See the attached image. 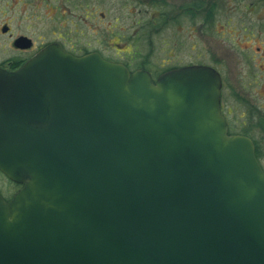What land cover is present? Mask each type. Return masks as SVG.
<instances>
[{
  "label": "water",
  "instance_id": "1",
  "mask_svg": "<svg viewBox=\"0 0 264 264\" xmlns=\"http://www.w3.org/2000/svg\"><path fill=\"white\" fill-rule=\"evenodd\" d=\"M220 87L58 42L0 69V264H264V171Z\"/></svg>",
  "mask_w": 264,
  "mask_h": 264
},
{
  "label": "rangeland",
  "instance_id": "2",
  "mask_svg": "<svg viewBox=\"0 0 264 264\" xmlns=\"http://www.w3.org/2000/svg\"><path fill=\"white\" fill-rule=\"evenodd\" d=\"M182 1L174 0V4ZM204 1L205 7L216 4L212 20L179 17L151 34V45L127 39L142 22L163 11L158 2L149 0H0V8L9 7V13L0 14V22L9 18L15 32L32 39L40 34L36 43L67 34L79 46L121 63L149 50L147 60L153 71L175 65H217L223 80V105L230 109L228 118L238 113L229 97L231 89L245 87L246 128L248 115L264 114V0ZM218 59L223 63L218 64ZM260 162L264 168V155ZM11 188L0 176V194L8 196Z\"/></svg>",
  "mask_w": 264,
  "mask_h": 264
},
{
  "label": "flooded vegetation",
  "instance_id": "3",
  "mask_svg": "<svg viewBox=\"0 0 264 264\" xmlns=\"http://www.w3.org/2000/svg\"><path fill=\"white\" fill-rule=\"evenodd\" d=\"M160 1H162V4H159V5L161 7H163V13H165L168 16L172 15L174 18H169L168 20L173 22V21H176L177 19H179V17L186 18V16L184 14H186L187 6L189 4H191L192 2H195V1L199 2L200 0H191V1L190 0H188V1L183 0L182 2H180L178 4H174V0H160ZM199 3L201 4V2H199ZM204 7L203 6L202 7L201 6L200 7H194V9H191V7H189L188 9L192 10V12L197 14V17L195 19H197V18L201 19L202 11L205 10ZM8 11H9V7L0 8V14L1 15L9 13ZM100 15L102 16L101 13H100ZM79 20H82V22H83V19L80 16H79ZM189 20H191V19H189ZM194 20H191V21H194ZM209 20H212V16ZM27 27H32V25L28 24ZM24 28L26 29V26H24ZM21 37L24 38V40L20 45V44L16 43V40L18 38H21ZM40 37H41L40 34H38L35 37V39H32L30 36H28L25 33L15 32L11 23H10L9 18L1 21L0 22V69L4 70V71L15 70L23 62H25L30 56H32L34 53H36L38 50H40L43 45H45L49 42H58L63 47V49L65 51H67L73 55L78 56V55H82V54H85V53L90 52V51H96L102 56V54L96 49H90L86 45H83L82 47L79 46L77 43L78 40L77 41L71 40L70 38L67 37V34L63 35V36H59V34H58L56 36V38H52V39H50L44 43H41V41L36 43L35 40L39 39ZM40 40H41V38H40ZM103 58H105V57H103ZM105 59L113 61L109 58H105ZM218 61H219L218 64L223 63L222 60L218 59ZM116 62H118V61H116ZM123 64H124V62H123ZM177 66H181V65H177ZM177 66H173V67H177ZM173 67L171 66V68H173ZM137 68H140V67H137ZM213 68L216 69V71L220 75V81H221L220 111H221L222 115L224 116V119H225V122L227 125V131H228V133H231V134L245 135L244 133H242V129L240 128V127L245 128V87L242 89H237V90L231 89V91L229 93V97L232 100V102L237 105L238 109L235 111H237L238 113H235V114L231 115V117L228 118V115L230 114V109L224 108V105H223L224 99H223L222 94H221V90L223 87V85H222L223 84L222 74H221L220 70L217 68V65H216V67H213ZM129 69L133 70L135 68H129ZM166 70H168V69H166ZM156 75L155 76L151 75V76L153 78H155ZM0 176H2L10 185H13V190H11L9 192L8 196H3L1 194L2 197L5 200H7V199H9L11 194L19 187V185L9 181L1 173H0Z\"/></svg>",
  "mask_w": 264,
  "mask_h": 264
},
{
  "label": "trees",
  "instance_id": "4",
  "mask_svg": "<svg viewBox=\"0 0 264 264\" xmlns=\"http://www.w3.org/2000/svg\"><path fill=\"white\" fill-rule=\"evenodd\" d=\"M149 1L150 3L158 2L157 4H162V1L160 0H149ZM199 2H201V4ZM199 2L195 1L187 6L186 14H184L186 18L194 20L197 17V14H195L194 12H192V10H189L188 8L191 7V9H194V7H200V6L204 7L205 6L204 0H200ZM214 6H216V4H214V2H210L208 6L204 7L205 10L202 11V17H203L202 19H204L205 22H207L211 18L214 12ZM169 18H174V17L172 15L168 16L165 13H163V11H161L158 13L157 17L151 18V20H146L145 22H142L141 25L137 27V30L134 31V34L127 36V39H129V41L132 40L135 43L140 41V43L147 42L149 45H151V38H150L151 34L159 33L162 29H164L165 25H167L166 23L170 22V20H168ZM147 51L149 53V50ZM148 53L146 52L141 57H137L136 56L137 54L135 53L133 57H128L123 62L129 68L140 67L143 69H147L151 73L152 76H155L159 72L171 68V67H164L160 69L154 68L155 71H153L152 64H150L147 60ZM138 58L140 60H138ZM253 115L254 116L248 115L247 118L250 124L246 128H241V129H242V133H244L246 136H248L252 140L253 145H254L255 157L257 158L259 164L261 165V168L264 171V168L260 162L261 158L264 155L263 153L264 152V114H253Z\"/></svg>",
  "mask_w": 264,
  "mask_h": 264
}]
</instances>
